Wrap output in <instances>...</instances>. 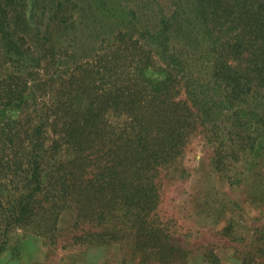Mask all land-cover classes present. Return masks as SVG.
Masks as SVG:
<instances>
[{
    "label": "trees",
    "instance_id": "trees-1",
    "mask_svg": "<svg viewBox=\"0 0 264 264\" xmlns=\"http://www.w3.org/2000/svg\"><path fill=\"white\" fill-rule=\"evenodd\" d=\"M100 1L0 0V264L16 229L181 264L156 210L191 136L218 171L264 162V0L160 3L98 38L127 15Z\"/></svg>",
    "mask_w": 264,
    "mask_h": 264
},
{
    "label": "rangeland",
    "instance_id": "rangeland-1",
    "mask_svg": "<svg viewBox=\"0 0 264 264\" xmlns=\"http://www.w3.org/2000/svg\"><path fill=\"white\" fill-rule=\"evenodd\" d=\"M80 1L95 4L97 0ZM112 2L123 8L126 18L109 27L100 25L98 38L124 22L143 26L160 3L168 6L176 1L101 0L100 18L112 15ZM95 24L99 22L95 20ZM214 150L203 131L191 136L183 154L164 175L157 219L189 250L181 264H264V245L256 240V228L264 225V162L244 158L228 162L227 170L218 171L213 164ZM12 234L2 264H131L117 245L91 246L65 235L51 243L22 229ZM212 254L217 262H212Z\"/></svg>",
    "mask_w": 264,
    "mask_h": 264
}]
</instances>
